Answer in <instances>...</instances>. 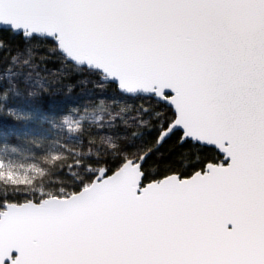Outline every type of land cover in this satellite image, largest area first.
I'll use <instances>...</instances> for the list:
<instances>
[{
  "label": "snow or ice",
  "instance_id": "6c2138e0",
  "mask_svg": "<svg viewBox=\"0 0 264 264\" xmlns=\"http://www.w3.org/2000/svg\"><path fill=\"white\" fill-rule=\"evenodd\" d=\"M0 28L40 46L0 69V264H264V0H0Z\"/></svg>",
  "mask_w": 264,
  "mask_h": 264
},
{
  "label": "rangeland",
  "instance_id": "374dc122",
  "mask_svg": "<svg viewBox=\"0 0 264 264\" xmlns=\"http://www.w3.org/2000/svg\"><path fill=\"white\" fill-rule=\"evenodd\" d=\"M5 40V45L15 48V55L12 60V63L9 67V69L6 71V74L11 75L15 72V70L19 67V64L21 62V57L31 58L33 53V47H40L39 45H32L29 44L21 35L11 34L7 39ZM101 116L100 123H105L108 120V114L107 113H97ZM2 191H11L8 185L0 184V192Z\"/></svg>",
  "mask_w": 264,
  "mask_h": 264
},
{
  "label": "trees",
  "instance_id": "16d2710c",
  "mask_svg": "<svg viewBox=\"0 0 264 264\" xmlns=\"http://www.w3.org/2000/svg\"><path fill=\"white\" fill-rule=\"evenodd\" d=\"M0 36H2L3 39H7L9 36H11V34H9L7 30H0ZM4 48L7 50L6 52L0 50V69H3L5 64H9L8 54H11V63H12V60L14 58L15 51H16L15 48H12V47H9L6 45H4ZM11 63L9 64V67H10ZM9 67H8V69H9ZM64 179L65 178L63 176L57 175L56 173H53V174L46 176L44 178V186L46 188L56 186L59 183H61ZM9 188L11 189V191H2V192H0V195L4 194L6 192L7 193H14L15 192L14 188H12L10 186H9Z\"/></svg>",
  "mask_w": 264,
  "mask_h": 264
},
{
  "label": "water",
  "instance_id": "95a60500",
  "mask_svg": "<svg viewBox=\"0 0 264 264\" xmlns=\"http://www.w3.org/2000/svg\"><path fill=\"white\" fill-rule=\"evenodd\" d=\"M0 30H5V29H3V28H0ZM13 34L20 35L19 33H13Z\"/></svg>",
  "mask_w": 264,
  "mask_h": 264
}]
</instances>
